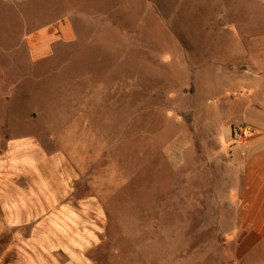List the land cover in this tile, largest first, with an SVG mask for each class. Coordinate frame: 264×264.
<instances>
[{
    "label": "rangeland",
    "instance_id": "obj_1",
    "mask_svg": "<svg viewBox=\"0 0 264 264\" xmlns=\"http://www.w3.org/2000/svg\"><path fill=\"white\" fill-rule=\"evenodd\" d=\"M254 3L0 0V75L19 79L16 96L28 93L27 105L43 113L23 123L16 107L0 105V137L34 136L67 155L78 176L75 195L100 205L90 253L97 264H232L234 209L212 205L217 166L202 171V156L218 145L200 137H218L226 123L235 135L259 120L240 95V69L228 65L223 74L217 65L242 54L239 32L264 26ZM65 18L74 39L29 62L25 36ZM209 59L215 67L203 65ZM192 67L198 94L175 117L172 102L158 105L159 93L189 90ZM190 104L200 108L201 123H193Z\"/></svg>",
    "mask_w": 264,
    "mask_h": 264
},
{
    "label": "crops",
    "instance_id": "obj_2",
    "mask_svg": "<svg viewBox=\"0 0 264 264\" xmlns=\"http://www.w3.org/2000/svg\"><path fill=\"white\" fill-rule=\"evenodd\" d=\"M251 1L260 3L264 14V0ZM113 18L123 20L115 10ZM121 24L124 27L125 21ZM257 27L244 37L237 32L245 39L236 41L243 48L240 56L232 53L233 57L217 62L223 74L228 65L240 69V95L259 119L249 124L255 135L238 141L231 128L234 123H226L218 137H200L203 143L218 145L215 154L202 156V171L217 166L218 203L212 205L234 209L230 221L234 226L227 235L233 246L232 264H264V26ZM74 36L67 18L41 33H30L25 36L29 62L51 56L55 44ZM213 61L203 65L215 67ZM192 69L187 76L192 84L189 90L177 87L174 92L159 93L158 105L167 107L172 102L175 117L184 99L198 94ZM19 83V79L0 75V105L8 112L16 107L23 123H37L43 113L27 105L31 102L28 93L16 96ZM199 109L191 104L186 109L193 123H201L196 118ZM203 128L208 130L202 123ZM77 178L67 155L49 151L39 138L0 137V264H97L90 253L98 244L100 205L94 196L75 195Z\"/></svg>",
    "mask_w": 264,
    "mask_h": 264
},
{
    "label": "built area",
    "instance_id": "obj_3",
    "mask_svg": "<svg viewBox=\"0 0 264 264\" xmlns=\"http://www.w3.org/2000/svg\"><path fill=\"white\" fill-rule=\"evenodd\" d=\"M255 130L251 128L239 129L235 134L236 140L244 142L247 141L252 135H255Z\"/></svg>",
    "mask_w": 264,
    "mask_h": 264
}]
</instances>
